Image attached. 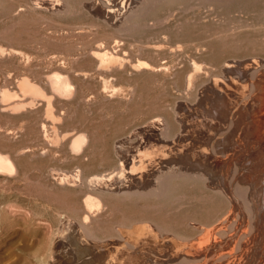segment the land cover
Instances as JSON below:
<instances>
[{
	"label": "rangeland",
	"instance_id": "374dc122",
	"mask_svg": "<svg viewBox=\"0 0 264 264\" xmlns=\"http://www.w3.org/2000/svg\"><path fill=\"white\" fill-rule=\"evenodd\" d=\"M56 1L0 0V153L17 169L0 172V264L54 262V254L68 264V222L99 239L153 226L198 254L235 204L185 175L155 192L118 193L130 173L123 144L153 140V129L179 138L182 118L210 86L222 87L228 65L264 78V0H96L113 9L109 21L88 8L95 0ZM56 75L71 80V95L51 91ZM24 80L45 93L25 91ZM80 134L87 142L75 150ZM112 177L116 191L100 190Z\"/></svg>",
	"mask_w": 264,
	"mask_h": 264
},
{
	"label": "bare ground",
	"instance_id": "6f19581e",
	"mask_svg": "<svg viewBox=\"0 0 264 264\" xmlns=\"http://www.w3.org/2000/svg\"><path fill=\"white\" fill-rule=\"evenodd\" d=\"M143 2L148 3L147 0ZM104 3L97 2L91 7L88 5V8L98 18L100 14L101 18L109 21L114 11L112 8L104 9ZM108 4L106 7L109 9ZM116 11L115 16L118 13ZM234 71L241 75L233 74ZM226 73L228 79L222 87L210 86L207 96L202 97V103L195 112L182 118L185 131L179 138L173 141L163 137L158 139L159 132L153 129L149 134L153 140L145 141L147 136L136 146H129L126 140V145L123 144L126 148L123 168L130 173L123 171L119 175L120 180H125L122 190H119L118 184L119 189L114 187L116 177L97 182L100 183V190L115 192L117 189L118 193L155 192L165 184L166 177L179 175L200 178L206 182L208 188L235 205L225 218L218 220L215 229L206 231L198 254L190 250L183 252L182 249L189 246L186 248L181 238L159 235L153 226H144L142 230L123 229L113 239L111 236L99 239L90 235L85 227L87 224L74 226L68 222L69 232L64 235L71 242L67 249L69 255L65 256L71 261L68 264H164L158 261L172 264L180 258L182 263L245 264L248 260V264H264V78L256 80V69L249 71V68L240 66L228 65ZM244 75L245 78H241ZM68 79L61 78V75L49 78L51 91L62 95L72 93L74 85ZM253 81L256 82L253 84ZM23 82L25 91L36 95L42 93L40 87H35L30 81ZM85 142L86 137L80 134L72 140L71 147L82 150ZM209 142L212 143L210 147ZM14 162L10 156L0 153V172L12 174L17 170ZM163 166L167 167V174L166 169L163 171L165 173L161 171ZM148 168L151 171L148 172ZM145 188L149 189L143 191ZM241 212L247 216V220L243 221L244 227L241 229L240 226L241 230H238L236 220ZM229 231L233 234H229ZM165 255L166 258L163 257ZM54 257V262L41 258L37 261L42 264H61L60 257L56 254Z\"/></svg>",
	"mask_w": 264,
	"mask_h": 264
}]
</instances>
